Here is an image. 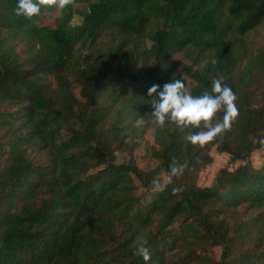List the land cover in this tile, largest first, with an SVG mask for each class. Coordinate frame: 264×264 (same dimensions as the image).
<instances>
[{
    "label": "trees",
    "instance_id": "trees-1",
    "mask_svg": "<svg viewBox=\"0 0 264 264\" xmlns=\"http://www.w3.org/2000/svg\"><path fill=\"white\" fill-rule=\"evenodd\" d=\"M15 6L0 0V264H264V44L244 37L264 0H66L52 26L55 0ZM171 78L192 95L220 80L237 116L203 145L158 125L147 89ZM213 150L228 161L199 184Z\"/></svg>",
    "mask_w": 264,
    "mask_h": 264
},
{
    "label": "clouds",
    "instance_id": "clouds-1",
    "mask_svg": "<svg viewBox=\"0 0 264 264\" xmlns=\"http://www.w3.org/2000/svg\"><path fill=\"white\" fill-rule=\"evenodd\" d=\"M50 2L53 0H16L14 13L31 18L39 14L42 5ZM65 2L66 0H55L57 7H63ZM147 97L150 98V114L158 125H164L167 120L178 126L201 129L186 136L194 145H203L226 130L238 114L234 92L217 79L212 80L210 91L192 95L182 78H171L162 85L152 84L147 89ZM221 110L222 118L213 120L214 115ZM182 171L183 165L170 164L168 177L179 175ZM152 186L157 191L164 188L156 178L152 180ZM137 252L145 261L149 259L148 250L143 246H139Z\"/></svg>",
    "mask_w": 264,
    "mask_h": 264
},
{
    "label": "rangeland",
    "instance_id": "rangeland-1",
    "mask_svg": "<svg viewBox=\"0 0 264 264\" xmlns=\"http://www.w3.org/2000/svg\"><path fill=\"white\" fill-rule=\"evenodd\" d=\"M88 6L87 3H76L75 7L78 9H86ZM61 7H53L52 9H44L42 13L40 14L38 24H46L49 26H52L56 23V19L59 17ZM73 18L75 20H79L80 16L75 13L73 14ZM247 43L248 41L250 42L249 45L253 48L264 44V24L258 27L255 31H251L244 36ZM174 57L178 60V64L175 67L174 72L175 73H180L183 77L187 78L185 72H184V65L188 63L189 58L183 54V53H177L174 55ZM145 138H147V142H142L135 150H134V155L137 160V163L141 167H148V163L146 160L142 159V153H144L147 149V146L151 145L154 143V140L152 138V135L148 130L145 132ZM213 161L207 165L205 168H203L200 173H199V179L198 182L199 184L207 185L209 184L213 178L215 177L217 171L223 167L227 161H228V155L224 153H219L213 150ZM251 160L254 165H260L264 162V147L260 150L254 151L251 154ZM151 164H154V162L150 161ZM228 166H232V164L228 163ZM154 191L149 193L148 195L145 196V199L150 200L153 195Z\"/></svg>",
    "mask_w": 264,
    "mask_h": 264
}]
</instances>
